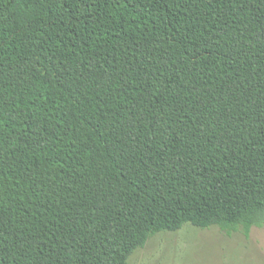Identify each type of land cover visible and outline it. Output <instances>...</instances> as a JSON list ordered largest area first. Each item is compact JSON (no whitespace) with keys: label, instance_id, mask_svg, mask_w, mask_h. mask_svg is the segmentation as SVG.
I'll return each mask as SVG.
<instances>
[{"label":"trees","instance_id":"1","mask_svg":"<svg viewBox=\"0 0 264 264\" xmlns=\"http://www.w3.org/2000/svg\"><path fill=\"white\" fill-rule=\"evenodd\" d=\"M186 223L264 227V0H0V264Z\"/></svg>","mask_w":264,"mask_h":264},{"label":"rangeland","instance_id":"2","mask_svg":"<svg viewBox=\"0 0 264 264\" xmlns=\"http://www.w3.org/2000/svg\"><path fill=\"white\" fill-rule=\"evenodd\" d=\"M131 264H264V227L227 234L218 226L186 223L160 231L129 257Z\"/></svg>","mask_w":264,"mask_h":264}]
</instances>
